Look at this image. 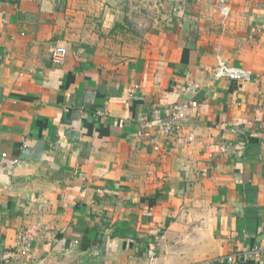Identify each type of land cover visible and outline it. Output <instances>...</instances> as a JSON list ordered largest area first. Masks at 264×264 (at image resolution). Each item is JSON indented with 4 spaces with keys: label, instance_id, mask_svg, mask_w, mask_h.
I'll use <instances>...</instances> for the list:
<instances>
[{
    "label": "crops",
    "instance_id": "obj_1",
    "mask_svg": "<svg viewBox=\"0 0 264 264\" xmlns=\"http://www.w3.org/2000/svg\"><path fill=\"white\" fill-rule=\"evenodd\" d=\"M219 1L0 0V255L36 229L28 264H264V0Z\"/></svg>",
    "mask_w": 264,
    "mask_h": 264
},
{
    "label": "built area",
    "instance_id": "obj_2",
    "mask_svg": "<svg viewBox=\"0 0 264 264\" xmlns=\"http://www.w3.org/2000/svg\"><path fill=\"white\" fill-rule=\"evenodd\" d=\"M174 1V0H172ZM215 10L219 12L223 18L228 15V8L226 7L223 0H220L215 5ZM67 50L63 47H52L47 55V59L54 66H60L63 64L67 57ZM212 79H225L236 82H247L251 78V74L239 67H233L227 65L224 61H219L216 67L210 72ZM138 86H134L128 91V97L132 98L135 94ZM192 107L196 106V103L191 104ZM181 114L173 113L169 122L161 130V134L164 136H171L178 142H190L191 138L182 133L181 127ZM146 128L145 125L141 126V130L137 136L141 138L143 136V130ZM229 133L232 135L236 134L235 129H230ZM221 144L219 145V151L222 155H226L231 150V142L227 139L226 133L220 135ZM154 150L158 151L159 147L154 146ZM0 159L6 160L8 156L6 153H1ZM13 163H17V159H13ZM40 230H27L20 231L17 235L16 247L12 250H7L0 255V264H28L31 260L32 244L33 241L38 237ZM236 257L229 256L226 259H219L220 263L228 262L234 263ZM243 259H252L254 261L264 260V246L255 245L249 249V251L243 256Z\"/></svg>",
    "mask_w": 264,
    "mask_h": 264
},
{
    "label": "water",
    "instance_id": "obj_3",
    "mask_svg": "<svg viewBox=\"0 0 264 264\" xmlns=\"http://www.w3.org/2000/svg\"><path fill=\"white\" fill-rule=\"evenodd\" d=\"M53 264H56V263H53ZM70 264H73V263H70Z\"/></svg>",
    "mask_w": 264,
    "mask_h": 264
}]
</instances>
